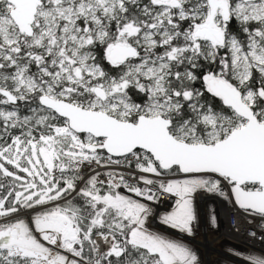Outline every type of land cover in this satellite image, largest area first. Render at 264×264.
Instances as JSON below:
<instances>
[{
	"label": "snow or ice",
	"instance_id": "obj_1",
	"mask_svg": "<svg viewBox=\"0 0 264 264\" xmlns=\"http://www.w3.org/2000/svg\"><path fill=\"white\" fill-rule=\"evenodd\" d=\"M200 192L264 243V0H0V264H200Z\"/></svg>",
	"mask_w": 264,
	"mask_h": 264
},
{
	"label": "built area",
	"instance_id": "obj_2",
	"mask_svg": "<svg viewBox=\"0 0 264 264\" xmlns=\"http://www.w3.org/2000/svg\"><path fill=\"white\" fill-rule=\"evenodd\" d=\"M171 202H164L160 205L159 211H167ZM195 209L197 220L194 228V235L188 237L184 234L176 233L159 224L155 218L149 221V228L164 233L171 238L178 239L186 243L200 257V264H235V258L225 245H231L245 252H258L264 248L259 235L253 238V231L259 232L258 222L249 223V218L245 217L233 204L221 198L217 194L200 192L195 196ZM215 215L216 223L211 222V216ZM211 238L212 248L202 243L203 237ZM207 238V237H206ZM200 242H196V240ZM213 241V242H212Z\"/></svg>",
	"mask_w": 264,
	"mask_h": 264
},
{
	"label": "bare ground",
	"instance_id": "obj_3",
	"mask_svg": "<svg viewBox=\"0 0 264 264\" xmlns=\"http://www.w3.org/2000/svg\"><path fill=\"white\" fill-rule=\"evenodd\" d=\"M206 237H203L202 243L204 244V246L209 247L210 251L212 250L214 252L215 248L214 249L212 248L211 238L209 236H206ZM196 242L199 243L200 241L197 239Z\"/></svg>",
	"mask_w": 264,
	"mask_h": 264
},
{
	"label": "rangeland",
	"instance_id": "obj_4",
	"mask_svg": "<svg viewBox=\"0 0 264 264\" xmlns=\"http://www.w3.org/2000/svg\"><path fill=\"white\" fill-rule=\"evenodd\" d=\"M195 223H197V222H195ZM195 223H194V225H195ZM222 246H225L226 249H228V250L231 251L232 253H233V250H236V251H241V252H243V253H245V254H249L248 252H245L244 250L238 249V248H236V247H234V246H231V245H225V243L222 244ZM197 256H198V258H199V260H200L199 255H197Z\"/></svg>",
	"mask_w": 264,
	"mask_h": 264
}]
</instances>
